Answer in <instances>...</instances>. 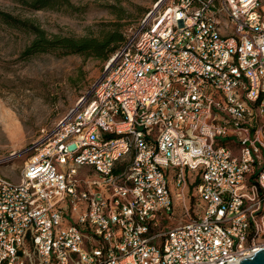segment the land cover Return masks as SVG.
Segmentation results:
<instances>
[{"label":"built area","instance_id":"built-area-1","mask_svg":"<svg viewBox=\"0 0 264 264\" xmlns=\"http://www.w3.org/2000/svg\"><path fill=\"white\" fill-rule=\"evenodd\" d=\"M163 1L41 129L20 180L0 170V264H239L264 247V0Z\"/></svg>","mask_w":264,"mask_h":264},{"label":"rangeland","instance_id":"rangeland-1","mask_svg":"<svg viewBox=\"0 0 264 264\" xmlns=\"http://www.w3.org/2000/svg\"><path fill=\"white\" fill-rule=\"evenodd\" d=\"M26 1L0 0V10L33 20L49 37L120 30L126 38L157 0H66L43 9ZM34 37L0 21V170L15 181L35 153L29 146L41 129L57 124L90 94L107 61L58 52L26 55Z\"/></svg>","mask_w":264,"mask_h":264},{"label":"trees","instance_id":"trees-1","mask_svg":"<svg viewBox=\"0 0 264 264\" xmlns=\"http://www.w3.org/2000/svg\"><path fill=\"white\" fill-rule=\"evenodd\" d=\"M58 1L65 2L66 0H31L26 1V3L34 8L43 9L53 7ZM0 21L35 36L24 51L26 55L40 52H58L60 55L79 54L106 61L122 46L126 39L120 30L108 31L99 36L56 35L49 37L45 30L33 20L23 19L3 10H0Z\"/></svg>","mask_w":264,"mask_h":264},{"label":"water","instance_id":"water-1","mask_svg":"<svg viewBox=\"0 0 264 264\" xmlns=\"http://www.w3.org/2000/svg\"><path fill=\"white\" fill-rule=\"evenodd\" d=\"M239 264H264V247L251 256L243 258Z\"/></svg>","mask_w":264,"mask_h":264}]
</instances>
